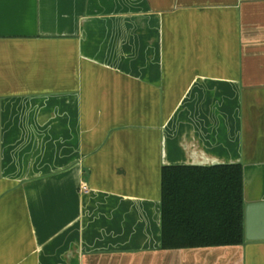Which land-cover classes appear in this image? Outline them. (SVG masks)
<instances>
[{
	"label": "crops",
	"instance_id": "crops-1",
	"mask_svg": "<svg viewBox=\"0 0 264 264\" xmlns=\"http://www.w3.org/2000/svg\"><path fill=\"white\" fill-rule=\"evenodd\" d=\"M218 165L264 202V0H0V264H264L161 248L162 168Z\"/></svg>",
	"mask_w": 264,
	"mask_h": 264
},
{
	"label": "trees",
	"instance_id": "trees-1",
	"mask_svg": "<svg viewBox=\"0 0 264 264\" xmlns=\"http://www.w3.org/2000/svg\"><path fill=\"white\" fill-rule=\"evenodd\" d=\"M243 240L241 165L162 168V249L237 246Z\"/></svg>",
	"mask_w": 264,
	"mask_h": 264
},
{
	"label": "water",
	"instance_id": "water-1",
	"mask_svg": "<svg viewBox=\"0 0 264 264\" xmlns=\"http://www.w3.org/2000/svg\"><path fill=\"white\" fill-rule=\"evenodd\" d=\"M244 217L246 241H264V202L247 205Z\"/></svg>",
	"mask_w": 264,
	"mask_h": 264
},
{
	"label": "built area",
	"instance_id": "built-area-1",
	"mask_svg": "<svg viewBox=\"0 0 264 264\" xmlns=\"http://www.w3.org/2000/svg\"><path fill=\"white\" fill-rule=\"evenodd\" d=\"M81 189H82V190H85V187H84V186H82V187H81Z\"/></svg>",
	"mask_w": 264,
	"mask_h": 264
}]
</instances>
